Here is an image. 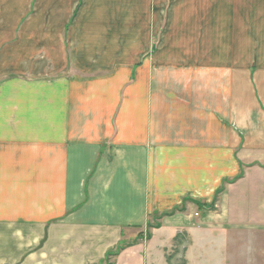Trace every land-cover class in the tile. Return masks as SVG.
<instances>
[{"label":"crops","instance_id":"obj_1","mask_svg":"<svg viewBox=\"0 0 264 264\" xmlns=\"http://www.w3.org/2000/svg\"><path fill=\"white\" fill-rule=\"evenodd\" d=\"M254 231L264 0H0V264H168L178 235L240 264Z\"/></svg>","mask_w":264,"mask_h":264},{"label":"rangeland","instance_id":"obj_2","mask_svg":"<svg viewBox=\"0 0 264 264\" xmlns=\"http://www.w3.org/2000/svg\"><path fill=\"white\" fill-rule=\"evenodd\" d=\"M258 197V195L256 196ZM255 197V198H256ZM263 210V206L256 205L254 207V211ZM249 247H254L256 250V253L250 254L249 256H242L236 254V260H239L240 264H264V231H254L251 238H249ZM126 245V244H124ZM128 245V244H127ZM189 246V240L186 236L182 235L179 240L174 243L173 248L170 250L168 254V263L170 264H179L184 261V250L185 248H188ZM241 246V245H240ZM211 247H219L218 245L210 244L209 248ZM254 251V252H255ZM247 257V258H246ZM248 259V263L246 261ZM246 261V262H245ZM223 261L221 259V256L218 254H212L210 257H208L207 264H222Z\"/></svg>","mask_w":264,"mask_h":264},{"label":"trees","instance_id":"obj_3","mask_svg":"<svg viewBox=\"0 0 264 264\" xmlns=\"http://www.w3.org/2000/svg\"><path fill=\"white\" fill-rule=\"evenodd\" d=\"M179 238H181V235H178L177 237H176V242L179 240ZM169 260V259H168ZM168 264H170V263H168Z\"/></svg>","mask_w":264,"mask_h":264}]
</instances>
